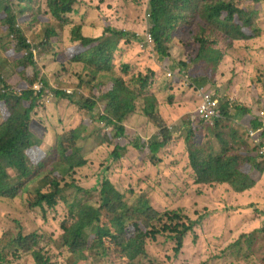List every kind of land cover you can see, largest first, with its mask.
I'll return each mask as SVG.
<instances>
[{"label":"trees","instance_id":"1","mask_svg":"<svg viewBox=\"0 0 264 264\" xmlns=\"http://www.w3.org/2000/svg\"><path fill=\"white\" fill-rule=\"evenodd\" d=\"M78 1L45 0L46 13L64 23L74 13ZM15 3L18 5L14 12ZM37 3V0H0V29L3 38L9 39L5 49L18 66L19 76L15 88L9 86L0 72V198L15 202L24 197L30 210H39L47 219V210L55 209L62 194L73 187L67 178L74 175L76 169L87 165L78 142L86 135L88 123L83 121L82 127L56 136L55 145L48 153L32 140V114L49 88L42 82L40 91L33 89L38 83L37 72L32 77L23 75L26 69L35 67V62L32 46L27 44L18 21L21 24L30 23L35 21L33 17L37 14L45 19L40 9L32 11ZM147 15V29L153 38L152 53L158 67L170 57V48L176 36L179 33L189 35L192 49L188 58L173 64L178 73L184 71L182 77L186 76L198 86H202L203 82L213 83L231 50L238 45H243L244 50L249 46L245 44L255 42L263 33L256 24L258 11L240 6V0H149ZM47 27L46 38L49 39L56 33L49 21ZM134 38L131 32L110 30L109 27L101 37L89 38L83 35V27L77 25L71 33L72 44L55 53L54 59L61 72L70 66L83 70L79 86L93 100L82 98L76 103L80 110L91 115L96 100L103 101V113L99 120L112 127L116 136H124L130 147L155 165L160 162L159 154L171 142L172 132L155 107V96L143 95L148 88V78L154 72L149 70L150 76L136 78L135 83L140 88L136 91L122 77V74L130 72V65L115 60L121 42L133 41ZM40 46L48 49L46 51L53 49L47 42H41ZM254 66V72L259 76L251 84L252 90L258 84L264 90V72ZM5 67V62L0 60V69ZM214 91L220 98L219 92ZM97 92L103 94L98 98ZM56 95L71 99L64 93ZM139 100L144 101V116L159 132L147 144L140 138L132 139L123 125L127 117L135 112ZM232 106L229 100L225 101L220 108V117L212 120L202 119L193 111V116L183 121L184 142L195 186H227L234 193L242 194L255 186L252 174L261 175L264 172V157L258 155L262 148L260 140L264 138V116L252 115L250 108L238 104L231 111ZM185 108L189 109V106L185 105ZM237 117L241 123L236 121ZM248 129H261L256 135L257 141H251ZM99 131H95L99 138L111 140V133L101 137ZM113 155L119 158L116 151ZM198 222L182 216L179 210L158 212L146 200L137 199L129 204L114 184L104 178L97 206L85 200L69 208L67 218L60 223L61 244L57 246L66 249L72 264H89L90 257L94 262L107 259L112 264H143L142 261L148 258L151 240L162 236L175 241L174 251L178 254L183 248L185 236L194 232ZM252 236L254 242V233L247 235L244 242L250 244ZM241 239L244 238L240 237L236 243L239 244ZM41 241L38 233L24 235L19 231L3 246L2 251L0 249V263L23 264L21 259L30 256L34 264H50V259L40 249ZM5 252L11 253L7 255Z\"/></svg>","mask_w":264,"mask_h":264},{"label":"rangeland","instance_id":"2","mask_svg":"<svg viewBox=\"0 0 264 264\" xmlns=\"http://www.w3.org/2000/svg\"><path fill=\"white\" fill-rule=\"evenodd\" d=\"M37 1L32 11L40 9L45 19L37 14L33 17L35 21L30 23L21 24L18 21L27 44L32 46L35 62V67H29L23 75L32 77L37 72V82H40L41 87L43 83L47 85L49 91H46L50 92L45 93L40 106L32 114L35 128L32 127L31 137L43 152L48 153L55 145L56 136L82 127V122L86 121V135L79 140L78 145L87 165L76 169L74 175L67 178L73 187L62 194L55 209L47 210V219L42 217L39 210H30L24 197L15 202L0 198L1 251L19 231L24 235L38 233L42 237L40 249L50 259V264H72L66 249L57 246L61 244L60 223L67 218L69 208L78 201L86 200L88 204L97 206L101 182L108 178L129 204L137 199L146 200L158 212L179 210L182 216H187L191 221H199L194 232L185 236L183 248L178 254L174 251L175 241L162 236L151 240L148 258L142 261L143 264H264V172L261 175L253 173L255 186L242 194L234 193L227 186L194 185L184 142L186 133L183 132V121L193 116L198 96L195 89L184 85V71L178 73L173 64L188 58L192 49L189 35L179 33L176 36L170 48V57L160 67L154 61L153 43H145L142 47L144 41L134 38L133 41L121 42L116 53L115 60L118 63L130 65V72L122 74V77L131 89L140 91L135 83L136 78L150 76L149 70L154 72L148 78V88L143 95L155 96V107L165 125L171 129L172 136L169 145L158 156L160 162L153 165L148 157L130 147L124 136H116L112 127H107L104 121L99 120L103 113V101L96 100L91 115L80 110L76 103L82 98L93 100L79 86L83 70L78 66H70L61 72L54 59L55 53L72 44L71 33L77 25L83 27V35L89 38L101 37L107 27L142 36L149 26V0H79L74 13L64 23L46 13L45 0ZM17 5L15 3L14 12ZM243 5L258 11L256 24L263 33L255 42L245 44L249 46L244 50L243 45L231 50L219 67L214 82H203L201 85L219 92L220 105L229 100L233 104L231 111L238 104L250 108L252 115L263 117L264 90L258 84L253 91L251 84L259 76L254 72V65L264 72V0H240V6ZM48 21L56 33L49 39L46 38ZM3 35L0 29V60L6 64L0 72L9 86L16 88L18 66L7 54L5 47L9 39L3 38ZM41 42H47L53 48L50 50H54L53 53L44 47L42 49ZM244 60L247 62L243 63ZM56 93L67 94L71 99L62 95L58 97ZM101 94L97 92L96 97L99 98ZM143 107L144 101L139 100L135 112L127 117L123 125L132 139L140 138L147 144L159 132L144 116ZM236 121L241 123L239 117ZM96 130H100L98 133L101 137L111 133V140L99 138L95 134ZM260 142V150H264V138ZM115 151L119 156L117 159L113 155ZM250 233H254L255 240L253 242V236L250 237L252 240L248 244L244 241H247ZM240 237L244 239L237 244ZM11 252L5 253L10 255ZM21 260L23 264H34L30 256ZM88 263L112 264V261L104 259L94 262L93 257H90Z\"/></svg>","mask_w":264,"mask_h":264},{"label":"built area","instance_id":"3","mask_svg":"<svg viewBox=\"0 0 264 264\" xmlns=\"http://www.w3.org/2000/svg\"><path fill=\"white\" fill-rule=\"evenodd\" d=\"M134 37L137 39H140L139 41H144L142 44V47L144 46L145 43L146 44L153 43V38L151 34L149 33L148 29H146V32L142 36L140 34L134 33ZM183 80H184V85L186 87L190 88L192 86L193 89L196 90V94L199 98V105L195 109V114H197L200 118L205 119V120H212L215 118H219L221 105L219 104L220 98L216 95V92L212 88H209V87L196 86L186 76L184 77ZM40 89H41V86L39 82L34 86V90L40 91ZM263 129H264V125H263ZM260 130L261 129H256V130L248 129L247 130V134L249 138L252 139L253 142L256 140L255 135L259 133ZM259 154L264 156V150H260Z\"/></svg>","mask_w":264,"mask_h":264},{"label":"clouds","instance_id":"4","mask_svg":"<svg viewBox=\"0 0 264 264\" xmlns=\"http://www.w3.org/2000/svg\"><path fill=\"white\" fill-rule=\"evenodd\" d=\"M133 35H134V33H133ZM34 89V88H33Z\"/></svg>","mask_w":264,"mask_h":264}]
</instances>
